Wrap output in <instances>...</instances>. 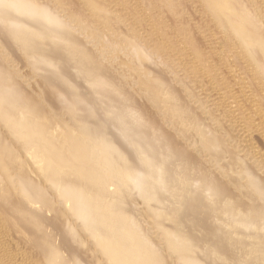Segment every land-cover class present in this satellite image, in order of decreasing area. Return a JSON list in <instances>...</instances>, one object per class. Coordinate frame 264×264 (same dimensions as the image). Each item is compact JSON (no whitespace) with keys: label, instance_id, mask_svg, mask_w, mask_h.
<instances>
[{"label":"rangeland","instance_id":"rangeland-1","mask_svg":"<svg viewBox=\"0 0 264 264\" xmlns=\"http://www.w3.org/2000/svg\"><path fill=\"white\" fill-rule=\"evenodd\" d=\"M37 1L46 9L53 10L54 8L55 0ZM95 1L98 9L92 11L83 0H60L61 6L57 9L63 21L68 25L64 32L68 34L69 41L74 42L70 44L67 40L62 41L58 35L57 37L54 35L57 41L54 37L50 38L52 41L50 39L49 41L41 40L37 37L38 39L32 45L34 51L32 54L25 51L15 41L11 29L2 22V16H5L2 14L8 8L0 11V69L2 68V71L12 77V88L14 86V90L21 96L18 100L16 98L18 102L12 101L13 107L16 111L27 105L28 108L31 107V112L35 111L42 116L45 120L43 122L48 125V130L52 135L57 132L61 133L60 129L64 127H79L85 124L87 122L83 114L85 112L83 110L82 113L80 107L88 111V107L94 106L98 109V111L93 109L96 113H100L99 110L102 112L106 110L105 114L111 111L112 113L108 116L103 113V116L107 117L103 121V116H99L100 119L97 118L102 125L100 130L107 134L105 137L100 136L97 141L105 139V144L120 146L128 151V161L125 163L130 166L134 165L138 170L136 176L130 180L129 186H124L127 201H129L124 205L126 214L141 224V233L147 235L154 244H157V247H159L157 234L162 233L164 228L175 226V221L169 219L174 204L182 205L178 210V216L183 228L193 234L195 241L201 235L202 230L198 231L195 227L194 229L191 227L197 218H201L207 225L211 223L218 226L222 223L220 226L225 234H227L226 231L231 230L235 231L233 236L236 238L259 245L260 242L264 243V191L258 188V186L264 187V90L257 74L245 58L236 52L235 46L225 38L214 20L206 15L203 16L201 0ZM243 1L252 9H256L255 4L249 0ZM255 2L262 11L259 24L264 25V0ZM41 14L22 16L19 19L20 28L24 27L25 32H34L38 35L43 31L55 30L57 27L50 26L49 28L43 17L44 14L42 16ZM76 14L83 15L85 19L81 23L87 28L83 30L73 28ZM96 15L99 17L97 18ZM90 31L94 32L97 38L92 40L88 36ZM193 38L208 56V60L201 64L194 61L190 49L187 50L184 44L188 40L192 41ZM138 48L144 49V57L138 56L135 52ZM85 53L92 55H87V57ZM79 55L81 58L83 55L84 58L81 59ZM71 58L72 60L75 58V62ZM96 60L97 62H94ZM79 68L85 71L81 69L80 71ZM91 69L93 70L90 71ZM96 69L100 72L98 73ZM88 70L90 74L95 72L92 75L87 73L89 77L93 76L92 83H90L92 79L85 76ZM94 74L97 75L96 78ZM142 74L161 80L163 78L172 96L189 112L190 119L200 120L201 128L206 131L210 130V135L214 134L219 138L222 146L212 147L210 154L207 151H198L196 146L198 142L195 144L193 141L190 143L186 140V137L194 134L195 131L180 125L177 120L176 124H170L168 120L171 116L170 111H167L166 116L163 114V111L167 110L169 100L166 103H153L146 95V87L140 83L144 77ZM100 76H104L101 77L102 81ZM87 78L89 82L86 81ZM113 89L118 94H115ZM6 103V100L3 101L4 105H8ZM203 104L206 112L201 107ZM109 109L110 111H107ZM6 116H8L6 113L0 116V132L9 139L10 131L3 123L8 121ZM97 120L93 119L95 123L98 122ZM93 121L90 120L87 123L93 124ZM119 131L121 133H118ZM136 133L142 134L140 138L135 139ZM157 134L159 138L163 137L167 140L157 141ZM124 135L126 138L127 135L130 136L125 139ZM89 137H91L89 134L83 133L84 139ZM138 146H143L142 148L148 153L145 162L137 159L138 152L144 150ZM21 154L30 162L25 152L22 151ZM256 156L263 162L260 160L256 162ZM194 159L199 160L203 171L208 172L212 183L210 188L224 187L229 192L230 196L226 202L234 205V210L237 207L244 215L249 214L251 209L258 210L254 215L256 226H245L229 211L215 213L211 204L216 195L213 196L210 190L209 196L205 190L200 188V180L195 178L196 170L192 169ZM30 164L34 167L31 162ZM141 166L145 167L139 169ZM161 177L164 183L159 184L157 194H154L155 198L141 201L139 184L147 179L153 181ZM119 187L118 184L108 187V191L114 196V204L118 202L116 196ZM201 190L204 193L200 194ZM47 192L49 197L47 204L54 213L51 214L49 211L45 212V215L50 227L58 230L54 236V242L56 244L63 242L64 255H68L70 250L78 251L79 249L84 258L93 259L98 256L99 252L95 251L91 243L87 241V235L78 230L80 224L71 218L67 204L58 201L52 189H48ZM5 197L11 199L12 202L1 208L5 209L6 216L9 218L8 222L15 223L17 218L12 215L11 211L20 206L17 203L18 196L12 192L7 193ZM34 206L32 205V208L28 204L27 208L36 211L37 207ZM211 216L213 218H210ZM156 222L160 225L158 229L155 227ZM29 233V231L11 229L4 234L0 229V243L6 239L11 245L13 244L10 239L12 237L17 241L26 240ZM83 239L87 241V245L81 244L80 241ZM261 247L264 251V244H261ZM23 249L24 247H21L20 251ZM28 249L27 252L30 254L36 251L35 248ZM253 250L252 256L254 257L255 251ZM162 252L168 258L166 251ZM195 254L202 256L203 253ZM221 257L219 251H212L207 259L210 264H244V261L240 260L244 257L241 253L238 256L239 260L231 263L224 262ZM66 259H69V256Z\"/></svg>","mask_w":264,"mask_h":264},{"label":"bare ground","instance_id":"bare-ground-1","mask_svg":"<svg viewBox=\"0 0 264 264\" xmlns=\"http://www.w3.org/2000/svg\"><path fill=\"white\" fill-rule=\"evenodd\" d=\"M36 1L37 0H0V11L8 8V10L2 14L5 15L1 18L2 22L11 29L15 41L29 54L34 52L32 45L39 37L41 40L49 41L50 38L53 39L52 37H54V35H56V37L58 35L62 41L70 40L68 39V34L64 32L66 31L65 27L67 24L63 21L57 9L61 6L60 0H55L54 8L51 7L53 10L49 8L46 9ZM83 1L92 11L98 9L95 0ZM249 1L255 4V10L249 7L243 0H201L202 14L203 16L206 15L209 19L211 18L214 20L225 38L230 40L235 46L236 52L241 54L250 64L253 71L257 74V77L261 80L263 85V87H261L264 90V25L263 23L259 24V21L262 19V11L258 8V5L255 2L256 0ZM36 13L44 14L43 17L47 25H49V28L50 26H56L57 28L55 30L52 29L54 31L50 29L49 32L48 30L47 32L43 31L40 33L41 35L35 34L32 31V33L25 32L23 30L24 27L20 28L21 25L19 19L22 16L30 14L35 15ZM96 16L97 18L99 17V15ZM84 19L85 18L82 14H76L73 28H80L82 30L87 28L85 24L81 23ZM88 36L92 38V40L97 38L92 31L88 33ZM54 39L56 38L54 37ZM77 42H79L78 39ZM50 43L49 45H52ZM80 43L82 42L80 41ZM35 44H37V42ZM75 44L76 43H74V45ZM184 44L188 48L187 50L190 49V53H192L195 62L201 64L208 60V56L203 52L204 49L199 46L195 38H193L192 41H186ZM68 45L67 47L71 49ZM133 45L135 47V44ZM80 49L82 48L80 47ZM55 51H53V53H55ZM63 52L66 53L67 51ZM72 52L73 50L70 52L71 55ZM74 52L76 53V51ZM135 52L140 57L145 56L143 48H138ZM87 55L88 53H85V56ZM82 58H84L83 55ZM81 59L79 61H81ZM74 60L76 59L74 58L72 61ZM90 60H88V62ZM94 62H97V60ZM45 64L48 65L46 62ZM42 65L45 67L44 64ZM57 65L55 67H57ZM89 68L87 67V69ZM1 69L0 116L4 115V113L8 115L5 117H8V121L3 123L10 131V135L9 139H7V137H4L0 132V229H2L4 234L11 229L25 232L29 231L30 233L26 240L22 241H17L13 237L10 238L13 243L11 245H9L6 239H4V241L0 243V263L94 264L95 262V264H210L207 259L208 253H210V224H205L204 220L201 218H197L194 221L195 224L191 229H194L195 227L198 231L202 230V232L200 231L201 235L198 236L195 241L193 234L188 229L183 228L178 216V210L182 205L174 204L173 209L170 211L169 219L173 220V222L175 221V226L164 228L162 233L157 234L159 247H157V244H154L147 235L141 233L142 227L140 223L127 216L124 205L129 201H127V192L124 189V186H129L130 180L136 176L138 169H136L134 165L130 166L125 163L128 161V151L120 146L115 147V145L110 146L105 144V139L103 141H97V139H100V136L105 137V135H107L105 131L100 130L102 125H100V121L97 120V118L100 119L99 116H103V113L106 110H103V112L99 110L100 113H96L98 109L94 106L91 107L88 105L90 106L88 107L89 110L92 108L90 111H85V109H82L83 107H80L82 113L83 110L85 112L83 114L87 122L90 120L93 121V119H96L98 122L96 121L97 123H95L94 120V123L91 122L93 124H89L85 121L86 123H82V126L64 127L63 129H60L62 131L61 133L57 132V134L52 135L48 130V125L43 122L44 119L42 116L35 111L33 112L36 114L31 112L30 106V108H28L27 105V107H22V109L20 108L21 110L19 109V111H16V108L13 107L14 104L12 105L11 103L12 101L14 102L16 98L18 100L20 95L14 90V86L12 88V77ZM80 69L81 68H79V70ZM92 70L93 69L90 71ZM82 71L85 70L83 69ZM96 71L98 73L100 72L97 69ZM88 72L89 70L86 71L85 76ZM93 73L95 72L88 74L92 75ZM89 75H87V77L92 79L90 81V83H92L94 80L92 78L93 76L89 77ZM142 75L144 76L143 79H141ZM142 75L140 77V83L146 87V95L153 101V103H166L167 100H169L167 110H164L163 114L166 116V114H168L167 111H170L171 116L168 118L170 124H176L175 122L177 120L180 125H183L186 128H192V130L195 131L194 134L187 136L186 140L190 141V143L193 141L195 144L198 142V144H196L198 151L203 150L210 154L212 147L216 148L222 146V141L214 136V134L210 135V130L206 131L201 128L202 123L200 120L190 119L189 112L177 102V99L174 96H172L170 90L166 88L163 78L161 80L159 78L149 77V75L146 74ZM104 76H100L101 81ZM94 77L96 78L97 75ZM88 78L86 81L89 80ZM98 79L99 78H97V80ZM105 79L107 80L106 77ZM100 80H98L99 83ZM110 86L112 85L110 84ZM114 92L112 93L114 94ZM115 94H118V92H115ZM113 98L115 99V97ZM5 100L8 105L3 104V101ZM17 100L16 102H18ZM201 107L203 108V111L206 112L204 104ZM94 108L96 111L93 110ZM107 111H110V109ZM27 112H29L28 115ZM110 113L112 112L110 111ZM110 113L107 114L106 112L107 115L105 113L104 115L108 116ZM103 117V119L101 117L102 121L107 118L105 116ZM83 133H87L91 137L84 139ZM118 133L121 132L119 131ZM136 134L135 139L140 138L142 135L141 133ZM128 136L130 135H127V138ZM127 138L125 137V139ZM156 138H158L157 141L159 140V142L167 140V138H159V134H157ZM16 147L18 150L15 149ZM142 147L140 148L144 149ZM22 151L29 157V160L34 167H32L30 162L23 157L21 154ZM221 152L223 153L224 151ZM147 155L148 153L145 149L140 150L137 156L138 161L145 162L144 160H146ZM150 155H152V153H150ZM259 160L258 157L255 158L256 162L262 161ZM122 161H124V163ZM192 165H194L192 169L196 170L195 178L200 180V188L205 190L209 196L210 190L214 194L213 196L216 195L211 204L213 207L212 209L216 214L229 211L230 213H233L236 220L241 221L245 226H256V217H254L258 212L256 208L249 210V214L247 215H244V213H242L237 207L236 210H234V205L226 202L230 196L229 192L226 191L224 187L214 186L210 188V184H212L210 182V176L208 172L203 171L199 160L194 159ZM144 167L145 166H141L139 169ZM149 174L151 175V173ZM146 175L149 176L147 173ZM162 179V177L161 179L156 178L153 181L147 179L139 184L138 188L140 190L141 201H148L155 198L154 194H157L156 191L160 187L159 184L161 185L164 183V180ZM114 184L120 186L116 196L118 202L115 204L113 201L114 196L108 191V187ZM258 188L264 191L263 186H258ZM48 189L53 190L58 201L67 204V210L71 218L80 224L78 230L80 233L87 235V241L91 243V247L99 252V255L93 258L94 260L89 257H82V252L79 249L78 251L70 250L68 255H64L63 242L58 244L54 242V236L58 233V230L54 227H50V223L45 215V212H51L47 204V202H49ZM202 190L200 194L204 193ZM12 192L18 196L17 203L20 204L16 210L11 211L12 215L17 218L15 219V223L8 222L9 218L6 216L5 209L1 208L3 205L12 202L11 199L5 197L7 193L10 194ZM28 204H30L31 207L32 205H35L37 210H29L27 208ZM192 208H194V205H192ZM52 213H54V211H52L51 214ZM210 218L213 217L211 216ZM220 225H222V223L218 224L220 230H222ZM224 225L227 226L226 224ZM159 226V223L156 222V229H158ZM226 232L227 234L223 235V232L220 233L217 231L216 234L222 236V239L219 241L221 242L219 245L214 246V251H218L219 247L221 250H227L229 248L238 250L242 256L244 255L243 258H240L241 261H244V264H254L256 262L264 264V251H262L261 245L253 242L247 243V241H244L241 238L234 237L233 233L235 231L229 230ZM87 241L83 239L80 242L82 245H87ZM21 247H24L22 251H20ZM201 247L204 249L201 250ZM28 248H35L36 251L30 254L27 252V250H29ZM253 248H255V250H253ZM252 250L255 251L254 257L252 256ZM162 251H166L168 258ZM197 251L205 255L202 254V256H199L198 254H195L198 253ZM67 256H69V259H66ZM41 258L43 259L41 260ZM226 262L228 263L229 260Z\"/></svg>","mask_w":264,"mask_h":264},{"label":"water","instance_id":"water-1","mask_svg":"<svg viewBox=\"0 0 264 264\" xmlns=\"http://www.w3.org/2000/svg\"><path fill=\"white\" fill-rule=\"evenodd\" d=\"M218 228V229H217ZM219 231L220 233L221 232H223V235L225 234V232H224V230H220V228H219V226H215V225H213V224H211L210 223V253L212 252V251H214V246L215 245H219L221 242H219V241H221V239H222V236H219V234H216L217 233V231ZM216 231V232H215ZM264 242V241H263ZM247 243H251V242H247ZM256 244V243H255ZM261 244H264V243H262V242H260V245ZM262 248V247H261ZM219 250V252H220V254H221V259L224 261V262H226L227 260H229V262H233V261H236V260H239V252H238V250H233V249H227V250H221V248L219 247L218 248ZM210 253H208V256H209V254ZM233 258H231V257ZM228 262V263H229ZM227 263V262H226ZM254 264H259V263H254Z\"/></svg>","mask_w":264,"mask_h":264}]
</instances>
